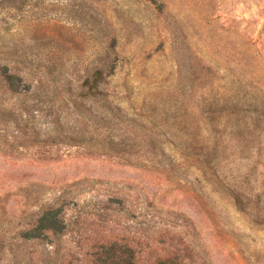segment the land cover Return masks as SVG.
Here are the masks:
<instances>
[{"label":"rangeland","instance_id":"obj_1","mask_svg":"<svg viewBox=\"0 0 264 264\" xmlns=\"http://www.w3.org/2000/svg\"><path fill=\"white\" fill-rule=\"evenodd\" d=\"M99 258L264 264V0H0V264Z\"/></svg>","mask_w":264,"mask_h":264},{"label":"trees","instance_id":"obj_2","mask_svg":"<svg viewBox=\"0 0 264 264\" xmlns=\"http://www.w3.org/2000/svg\"><path fill=\"white\" fill-rule=\"evenodd\" d=\"M49 214H52V212H49ZM49 216V215H48ZM52 217V219L55 221V223H56V225H57V223H58V217H56V215H54V216H51ZM56 218H57V221H56ZM42 220H45V218L44 219H41V220H39V222L40 221H42ZM63 226V224L61 223V227L59 228L58 227V229H63L64 227H62ZM50 229V231H52L54 228H53V226L52 227H50L49 228ZM107 253L108 251H107V249L105 248V247H100V249H99V251L98 252H96V251H94V253L91 255V257L93 258V257H96V256H98L100 253ZM96 262H101L102 264H107V261H105L103 258H99L98 260H96ZM113 264H115L114 262H113ZM116 264H123V263H117L116 262Z\"/></svg>","mask_w":264,"mask_h":264}]
</instances>
